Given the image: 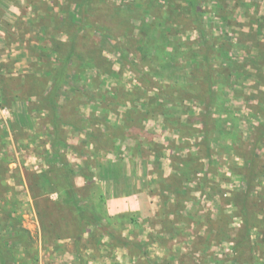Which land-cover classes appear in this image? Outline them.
<instances>
[{"label":"rangeland","instance_id":"374dc122","mask_svg":"<svg viewBox=\"0 0 264 264\" xmlns=\"http://www.w3.org/2000/svg\"><path fill=\"white\" fill-rule=\"evenodd\" d=\"M80 2L0 0V15L10 9L14 21L0 20V236L15 223L33 240L18 248L16 264H264V141L250 200L255 228L237 251L240 217L227 200L245 189L244 157L264 122V0H200L196 16L189 0H93L86 25ZM78 30L56 139L39 94ZM204 46L217 93L207 143ZM54 151L78 188L88 160L113 227L149 241L147 256L101 230H86L79 249L71 239L45 241L40 216L70 236L50 193L62 167ZM110 197L119 200L109 207Z\"/></svg>","mask_w":264,"mask_h":264},{"label":"trees","instance_id":"16d2710c","mask_svg":"<svg viewBox=\"0 0 264 264\" xmlns=\"http://www.w3.org/2000/svg\"><path fill=\"white\" fill-rule=\"evenodd\" d=\"M92 2L93 0H81L80 2L83 25H86L88 22V9L92 5ZM189 6L193 16H196L199 12L200 0H189ZM78 42L79 30L68 39V42L64 45V57L58 60L56 67L51 70L49 76L51 80L50 88L47 90L45 88L44 93L39 94V101L42 107L50 109L52 112L53 130L56 139H58L59 128L62 124L57 115V97L59 91L67 82L71 62L74 57L78 55ZM209 53V47L204 46V95L202 102L205 105V111L200 116L205 135L203 143L208 142L209 124L212 119L211 110L215 97L217 96L213 85L214 82ZM254 135V142L250 150H248L249 155L244 157L245 164L241 174L245 182V189L227 199L238 210L241 223V226L234 229L235 239L233 243L235 251L242 246L249 245L251 234L255 228L257 213L251 210L250 200L255 189V182L259 179L257 150L264 141V122L255 129ZM99 144L101 145L100 142ZM54 154L62 167H54L57 186H55V188L51 187L50 193H56L58 195L59 202L57 205L60 206L62 211L65 212L69 218V222L66 221L65 224L68 226V229H70V236H67L68 234L62 235L55 221H51L50 226L47 228L43 224V218L40 216L45 241H47L49 237L50 239H55L53 243L64 238L71 239L74 241L76 248L79 249L86 230H101V233L114 242L117 247L131 249L136 255L147 256L146 250L150 244L149 241L140 242L138 240H129L122 234H119L113 227V219L107 215L104 209V205L106 204L104 197L99 196V198H96L94 195V174L90 171L88 160L85 163V167L78 172L84 180V185L78 188L73 182L74 170L68 166L63 155L57 151H54ZM50 177L51 176L47 174L39 176L43 187H45V184L51 185ZM176 194L178 196H184L185 192L183 190H177ZM36 197L37 196L34 194V198ZM11 227L8 233L0 236V264H16V252L18 248L23 247L30 249L33 246V240L28 230L15 223H13ZM47 242H45V244H47Z\"/></svg>","mask_w":264,"mask_h":264},{"label":"crops","instance_id":"0c3cea01","mask_svg":"<svg viewBox=\"0 0 264 264\" xmlns=\"http://www.w3.org/2000/svg\"><path fill=\"white\" fill-rule=\"evenodd\" d=\"M10 10V9H9ZM9 10L7 11V12H5V13H1V15H0V20L1 21H5V22H7V23H13L14 21L12 20V18H11V16H10V12H9ZM18 19V18H17ZM16 19V20H17ZM1 43H0V47H4V45H6L5 44V42L1 39V41H0ZM4 60V59H3ZM25 75H27V74H25ZM24 75V76H25ZM51 86V85H50ZM50 86L48 85L47 87H46V90L48 89V88H50ZM12 105L14 106V107H18V108H21V109H23L20 113H24V107L26 106L25 104H24V101H18V102H14V103H12ZM26 115V113H24L23 114V116H25ZM72 145V144H71ZM83 184H84V180H83ZM95 188V187H94ZM103 193L104 192H102V190L100 189V191L98 192V193H96L95 195L96 196H101V195H103ZM117 200H119L118 198H115V197H110V198H108L107 199V205L110 207L111 205H113V203H115V202H117ZM109 211H111V209L109 210ZM112 212V211H111ZM111 214V213H110Z\"/></svg>","mask_w":264,"mask_h":264}]
</instances>
